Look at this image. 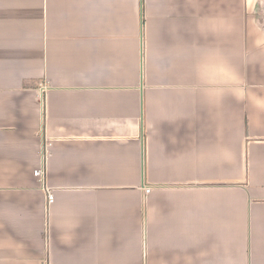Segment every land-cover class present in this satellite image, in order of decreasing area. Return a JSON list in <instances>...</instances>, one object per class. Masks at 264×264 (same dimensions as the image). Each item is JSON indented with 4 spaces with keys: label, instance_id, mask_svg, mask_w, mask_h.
<instances>
[{
    "label": "crops",
    "instance_id": "0c3cea01",
    "mask_svg": "<svg viewBox=\"0 0 264 264\" xmlns=\"http://www.w3.org/2000/svg\"><path fill=\"white\" fill-rule=\"evenodd\" d=\"M0 264H264V0H0Z\"/></svg>",
    "mask_w": 264,
    "mask_h": 264
},
{
    "label": "built area",
    "instance_id": "2783aa9c",
    "mask_svg": "<svg viewBox=\"0 0 264 264\" xmlns=\"http://www.w3.org/2000/svg\"><path fill=\"white\" fill-rule=\"evenodd\" d=\"M43 174H44V172H43L42 169H37L35 171V175H37V176H41ZM46 189H47V192H48V202L51 203L54 200V194H53V192H52V190L50 188L46 187ZM151 190H152L151 186H146L145 191L147 193H150Z\"/></svg>",
    "mask_w": 264,
    "mask_h": 264
}]
</instances>
